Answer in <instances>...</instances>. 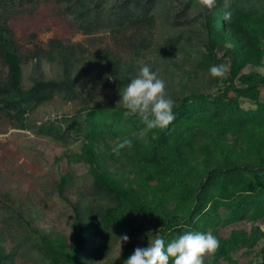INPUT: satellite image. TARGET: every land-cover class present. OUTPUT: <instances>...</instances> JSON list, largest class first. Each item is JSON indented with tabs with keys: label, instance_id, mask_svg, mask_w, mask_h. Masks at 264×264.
Here are the masks:
<instances>
[{
	"label": "trees",
	"instance_id": "trees-1",
	"mask_svg": "<svg viewBox=\"0 0 264 264\" xmlns=\"http://www.w3.org/2000/svg\"><path fill=\"white\" fill-rule=\"evenodd\" d=\"M47 2L82 34L106 32L126 46L124 60L102 51L99 60L84 65L120 84L130 82L137 62L149 52L164 61L185 53L183 60L201 71L210 73L219 64L228 71L215 78L214 93L172 97V123L141 136L144 125L121 105H85L80 98L76 72L88 52L81 44L51 38L21 52L8 20L26 6ZM191 2L183 1V8ZM165 8L159 0H0V117L65 148L57 161L66 158L86 169L85 193L79 192L74 201L65 195L75 181L71 171L60 175L55 187L72 212L69 243L61 234L40 231L35 217L4 195L0 264H15L26 253L41 264H125L154 236L167 246L188 231L210 232L219 240L218 251L205 257L204 264H235L233 255L239 251L253 254L252 264H264V245L257 248L264 239V75L252 70L264 60V0H230L227 9L217 0L211 11L204 8L198 14L203 49L193 56L187 53V42L154 40L155 19ZM225 11L231 12L230 20H224ZM28 62L53 66L56 75L23 87ZM244 67L251 70L242 74ZM55 98L82 103L71 115L27 122L31 112ZM124 139L132 148L115 154L113 147ZM238 222L249 229L219 234ZM125 234L128 241L120 243ZM6 241L12 246L6 248ZM118 245L120 254L111 260Z\"/></svg>",
	"mask_w": 264,
	"mask_h": 264
},
{
	"label": "rangeland",
	"instance_id": "rangeland-1",
	"mask_svg": "<svg viewBox=\"0 0 264 264\" xmlns=\"http://www.w3.org/2000/svg\"><path fill=\"white\" fill-rule=\"evenodd\" d=\"M183 1L185 0H159L160 5L163 4L166 8L161 10L155 19L153 38L157 42L168 37H173L179 43L187 42L190 45L187 53L193 56L196 50L203 49L204 35L198 14L204 8L197 4V0H192L189 8L184 9ZM8 26L23 53H27L35 45L44 46L51 38H57L65 44H81L88 52L76 72L78 76L76 91L80 98L85 105L93 103L121 105L120 90L128 83L120 84L107 74L99 72L96 67L84 65L85 62L99 60L102 51H107L120 60L126 59L127 48L124 44L114 42L106 32L90 36L82 34L69 18L56 13L53 2L40 3L35 8L26 6L23 12H16L10 17ZM220 55L221 52L218 53V56ZM184 57L185 53H180L175 59L164 61L155 53L149 52L145 54V58L137 62L135 74L131 75V79L136 76L143 64H148L153 71H158L165 81V91L170 98L192 91L214 93V85L219 80L185 62ZM250 70L251 68L244 67L241 73L245 74ZM252 70L264 75V60L262 66ZM2 73L0 63V74ZM55 75L56 69L53 66L44 63L37 66L28 62L23 66L22 84L23 87H27L33 79L51 78ZM81 103L65 102L55 98L31 112L27 122L39 124L47 119L71 115ZM242 105L247 107L249 103L243 101ZM69 148L76 150L75 146ZM63 151L65 148L62 146L36 136L27 129L14 127L0 117V202L4 200V195L11 197L15 206L21 207L23 211H29L35 217L33 224L40 231L61 234L69 243L72 238L69 225L72 212L69 205L58 197L55 187L60 175L67 170L71 171L75 181L65 195L70 201H74L79 192L85 193L86 169L80 163L68 164L66 158L57 161V158H62ZM260 226L264 229V219ZM233 228L248 230L249 225L242 222L234 223L221 229L219 234L226 236ZM4 245L6 248L12 246L7 241ZM263 245L264 239L257 248ZM120 249L121 245H118L110 257L111 260L119 256ZM23 255L16 258L15 264H41L36 261L34 255L30 253ZM233 260L235 264H252L254 255L239 251L233 255ZM97 264L111 263L106 260Z\"/></svg>",
	"mask_w": 264,
	"mask_h": 264
},
{
	"label": "clouds",
	"instance_id": "clouds-1",
	"mask_svg": "<svg viewBox=\"0 0 264 264\" xmlns=\"http://www.w3.org/2000/svg\"><path fill=\"white\" fill-rule=\"evenodd\" d=\"M197 4L211 11L217 0H197ZM225 9L230 7V0H223ZM231 19V12H224V20ZM228 71L224 64L210 67V75L223 78ZM165 81L158 71H153L148 64H143L131 81L120 90L119 103L127 110V115L137 116L144 128L139 133L146 135L153 129H166L175 119L172 109L173 100L167 96ZM131 149L132 143L124 139L113 147L119 155L123 149ZM128 236L122 235L120 243L127 242ZM120 246V245H119ZM220 247L219 240L210 232L188 231L174 238L165 246V241L158 235L149 239L148 246L137 247L125 264H204L205 257H212Z\"/></svg>",
	"mask_w": 264,
	"mask_h": 264
}]
</instances>
